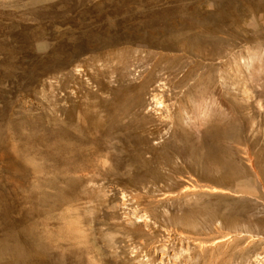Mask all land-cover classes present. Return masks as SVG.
<instances>
[{"label": "rangeland", "instance_id": "374dc122", "mask_svg": "<svg viewBox=\"0 0 264 264\" xmlns=\"http://www.w3.org/2000/svg\"><path fill=\"white\" fill-rule=\"evenodd\" d=\"M0 142V264H264V0H0Z\"/></svg>", "mask_w": 264, "mask_h": 264}, {"label": "bare ground", "instance_id": "6f19581e", "mask_svg": "<svg viewBox=\"0 0 264 264\" xmlns=\"http://www.w3.org/2000/svg\"><path fill=\"white\" fill-rule=\"evenodd\" d=\"M2 134H3V133H2ZM15 134H16V133H15ZM4 135H5V134H4ZM12 135H13V134H12ZM16 136H17V134H16ZM6 137H7V135H6ZM14 139H15V138H14ZM14 139H13V141H14ZM11 140H12V139H11ZM20 140H21V138H20ZM19 142H20V141H19ZM24 142H25V141H24ZM0 143H1V142H0ZM6 143H7V142H6ZM2 144H3V143H2ZM9 144H11V143L9 142ZM14 144H16V143H14ZM7 145H8V144H7ZM12 145H13V144H12ZM16 146H17V145H15V147H16ZM23 146H24V145H23ZM1 147H2V145H1ZM12 147H13V146H12ZM5 148H7V147L5 146ZM16 148H18V147H16ZM23 148H24V147H23ZM26 148H27V147H26ZM37 148H38V147H37ZM37 148H36V150H37ZM9 149H10V147H9ZM32 149H33V148H32ZM7 150H8V149H7ZM12 150H13V149H12ZM15 150H16V149H15ZM20 150H22V149H20ZM20 150H19V151H20ZM36 150H35V152H36ZM9 151H10V150H9ZM37 151H38V150H37ZM13 152H14V151H13ZM20 152H21V151H20ZM26 152H27V151H26ZM26 152H25V153H26ZM35 152H34V153H35ZM17 153H19V152L17 151ZM22 153H23V152H22ZM25 153H24V154H25ZM34 153H32V154H34ZM15 154H16V152H15ZM19 154H20V153H19ZM19 154H17V155L19 156ZM28 154H29V153H28ZM37 154H40V152H39V153H36V155H37ZM17 155H16V156H17ZM26 155H27V154H26ZM31 156H32V157H31ZM44 156H45V155H44ZM19 157H20V156H19ZM19 157H18V158H19ZM24 157L26 158V156H24ZM30 157H31V158H30ZM30 157H29V159L33 160V155H30ZM34 157H36V156H34ZM39 157L41 158V156H39ZM36 158H37V157H36ZM36 158H35V160L39 159V158H37V159H36ZM45 158H46V162L49 161V160L47 159V157H45ZM14 160H16V159H14ZM18 160H20V159H18ZM41 160H42V159H41ZM43 160H45V159L43 158ZM16 161H17V160H16ZM22 161H23V158H22ZM33 161H34V160H33ZM18 162H19V161H18ZM27 162H28V161H27ZM27 162H25V163L27 164ZM37 162H38V161H37ZM7 163H8V162H6V164H7ZM10 163H11V162H10ZM15 163H16V162H15ZM22 163H23V162H22ZM22 163H21V164H22ZM28 163H29V162H28ZM31 163H32V162H31ZM34 163H36V161H35ZM39 163H41V162H39ZM39 163H38V164H39ZM42 163H45V161H44V162L42 161ZM18 164H19V163H18ZM18 164H17V166H18ZM38 164H37V165H38ZM19 165H20V164H19ZM27 165H28V164H27ZM29 165H30V163H29ZM32 165H33V164H31L30 166H32ZM40 165L42 166V168H41ZM40 165H39L40 168H39V166L36 167V168H38V169H43V165H44V164H43V165L40 164ZM47 165H48V164H47ZM47 165H46V166H47ZM10 166H11V165H10ZM25 166H26V165H25ZM35 166H36V164H35ZM35 166H34V167H35ZM46 166H45V167H46ZM12 167H13V166H12ZM15 167H16V166H15ZM15 167H14V168H15ZM22 167H23V166H22ZM22 167H21V169H22ZM34 167L32 166L33 169H34ZM6 168H7V166H6ZM14 168H13V169H14ZM29 168H30V167H29ZM26 169H27V167H26ZM54 169H55V168H54ZM9 170H10V169H9ZM9 170H8V171H9ZM11 170H12V169H11ZM11 170H10V171H11ZM14 170H16V169H14ZM23 170H24V169H23ZM50 170H51V169H50ZM52 170H53V169H52ZM16 171H18V170H16ZM55 171H56V170H55ZM23 172H25V171H22V173H23ZM31 172H33V171H31ZM29 173H30V172H29ZM34 173H35V172H34ZM37 173H38V172H37ZM11 174H12V173H11ZM13 175H14V174H13ZM28 175H29V174H28ZM28 175H27V176H28ZM8 176H9V174H8ZM10 177H11V176H9V178H10ZM16 177H17V176H16ZM9 178H8V179H9Z\"/></svg>", "mask_w": 264, "mask_h": 264}]
</instances>
